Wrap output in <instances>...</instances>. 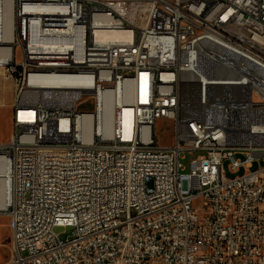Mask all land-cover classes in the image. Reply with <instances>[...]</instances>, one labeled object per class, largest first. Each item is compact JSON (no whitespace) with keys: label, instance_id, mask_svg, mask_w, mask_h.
<instances>
[{"label":"built area","instance_id":"obj_1","mask_svg":"<svg viewBox=\"0 0 264 264\" xmlns=\"http://www.w3.org/2000/svg\"><path fill=\"white\" fill-rule=\"evenodd\" d=\"M0 68L11 264H264V0H0Z\"/></svg>","mask_w":264,"mask_h":264},{"label":"rangeland","instance_id":"obj_2","mask_svg":"<svg viewBox=\"0 0 264 264\" xmlns=\"http://www.w3.org/2000/svg\"><path fill=\"white\" fill-rule=\"evenodd\" d=\"M19 53H16V59H19ZM1 69V68H0ZM3 76L5 75L3 70L1 69ZM5 77V76H4ZM6 78V77H5ZM10 79V78H6ZM2 79L0 78V98H3L2 92ZM170 122L166 120H158L156 123V133L158 136V143L160 145H170L172 143V129L170 127ZM12 132L11 125V115L9 109L0 106V143L7 141L10 134ZM197 155V153L193 154H181L179 162L184 167V171H188L190 161ZM259 165L262 166L264 163L261 161ZM258 164L254 163L253 169L257 168ZM242 170L239 172L241 173ZM55 233H57L60 238L64 239L69 234L71 229L69 227H56L54 228ZM10 228H9V220L8 217L2 213H0V264H11L12 262V250L9 240Z\"/></svg>","mask_w":264,"mask_h":264},{"label":"bare ground","instance_id":"obj_3","mask_svg":"<svg viewBox=\"0 0 264 264\" xmlns=\"http://www.w3.org/2000/svg\"><path fill=\"white\" fill-rule=\"evenodd\" d=\"M1 16L2 17L4 16V22L7 24V26H9V8L8 7L5 8L4 13L2 12ZM4 34L6 38L8 35L6 34V30ZM107 36H110L116 39L122 37L119 32H114L113 34L107 35ZM4 171H5V165L3 164L2 161H0V175L1 176L4 174ZM6 203H7V192H6L5 184L2 180H0V210L4 208Z\"/></svg>","mask_w":264,"mask_h":264},{"label":"crops","instance_id":"obj_4","mask_svg":"<svg viewBox=\"0 0 264 264\" xmlns=\"http://www.w3.org/2000/svg\"><path fill=\"white\" fill-rule=\"evenodd\" d=\"M5 76V75H4ZM0 69V78L2 79L3 98H0V106L9 109L11 115V106L14 100L15 86L11 79H6Z\"/></svg>","mask_w":264,"mask_h":264}]
</instances>
